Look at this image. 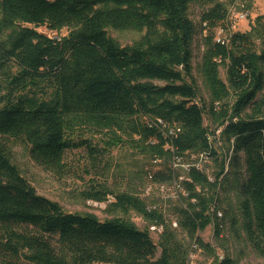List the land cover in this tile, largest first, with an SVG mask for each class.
Listing matches in <instances>:
<instances>
[{
    "label": "trees",
    "instance_id": "16d2710c",
    "mask_svg": "<svg viewBox=\"0 0 264 264\" xmlns=\"http://www.w3.org/2000/svg\"><path fill=\"white\" fill-rule=\"evenodd\" d=\"M237 1L0 0V69L7 63L19 69L0 95V264H189V248L160 209H149L133 195L100 190L90 199L109 202L113 195L110 211H134L148 229L119 218L67 213L39 196L14 162L11 143L24 142L38 165L61 172L66 152L87 143H76L74 131L92 125L122 133L129 123L155 159L168 163L154 174L155 181L178 180L174 154L211 152L215 158L214 182L195 168L180 182L187 196H181L185 207L176 210L178 227L198 248L210 250L198 235L209 226L217 237L222 233L220 193L231 191L230 178L237 177L240 227L264 260V16L256 18L251 33L230 30L227 4ZM193 3L203 8L207 33L201 75L211 98L208 111L192 75ZM245 9L250 12L249 5ZM43 26L71 32L55 40L36 30ZM221 26L229 35L218 42L215 30ZM109 28L146 34L122 47L109 37ZM206 112L230 144L226 174L225 160L211 151ZM157 119L178 126L180 133L165 137L152 125ZM241 156L245 180L237 170ZM161 223L165 230L156 243L150 225Z\"/></svg>",
    "mask_w": 264,
    "mask_h": 264
},
{
    "label": "rangeland",
    "instance_id": "374dc122",
    "mask_svg": "<svg viewBox=\"0 0 264 264\" xmlns=\"http://www.w3.org/2000/svg\"><path fill=\"white\" fill-rule=\"evenodd\" d=\"M248 5L250 12L243 11ZM227 7L229 15L226 26L234 32L251 33L256 18L264 16V0H250L249 4L246 0H238L235 4H227ZM202 10V6L197 3L191 4L189 9V18L196 28L192 45V75L199 89L200 100L208 111L211 98L201 75L202 57L205 51L204 38L207 34L201 24ZM21 27L35 28L24 24ZM223 28L221 26L215 30L217 39L228 38L229 33ZM36 30L55 40L64 38L71 32L69 28L52 31L46 26ZM107 32L109 37L122 47L133 45L146 34L145 31H119L112 28L107 29ZM4 39L5 36L2 40ZM18 72V67L12 63H7L0 69V95L3 94L9 78L17 75ZM221 78L227 82L224 69H221ZM261 96L262 94L259 98ZM3 106L0 104V107ZM205 125L211 133L217 130L208 112L205 114ZM123 129L122 133H113L97 126L87 125L74 131L72 139L76 143L83 141L87 143L85 146L72 148L66 152L65 166L61 172L49 171L38 165L31 158L30 147L24 142L11 143L14 162L39 196L58 203L67 213L92 214L101 221L119 218L131 222L140 230L148 229L149 224L134 211L126 215L122 212L110 211L109 203L114 200L113 195L108 196L109 202L102 203L89 197L95 192L106 190L118 195H133L144 202L149 209H160L166 220L178 223L176 210L185 207L181 196L186 197L180 182L186 178L185 168L192 164L191 157H185L182 166H174L171 163L178 180L155 181L154 174L164 171L168 163L155 159V155L150 151V145L140 142V137L133 135L130 123ZM229 149L230 144L223 141L221 147L215 149L218 158L221 161L225 160L228 168L232 155ZM203 166V173L215 180L219 171L215 158H210ZM237 170L239 180H245L246 166L243 156L239 160ZM236 178L235 176L230 178L231 191L220 193L219 211L223 213L221 220L223 230L220 236H216L214 225L198 234L203 242L210 246V250L200 247L194 249L195 243L188 234L179 227H174L177 229L179 241L189 248L192 256L191 264H221L224 259L232 260L233 264H264V260L252 250L240 227L243 220L242 196L237 189ZM205 192L208 194L207 190ZM151 235L158 243L159 235L152 232ZM220 257H223V260Z\"/></svg>",
    "mask_w": 264,
    "mask_h": 264
},
{
    "label": "built area",
    "instance_id": "2783aa9c",
    "mask_svg": "<svg viewBox=\"0 0 264 264\" xmlns=\"http://www.w3.org/2000/svg\"><path fill=\"white\" fill-rule=\"evenodd\" d=\"M221 40L222 39H218V42H221ZM152 125L161 128L162 134L167 138L176 137L181 131V129L178 126H176V125L169 126L167 123H165L161 119H157V121L153 122ZM222 131H223V129L219 128L210 134L209 140L212 142L211 151H213L212 149H216L218 146L221 147V145H222ZM166 149L167 150L171 149L173 154L175 153V149L172 145H167ZM185 157H191V161H192V164H190L189 166H187L185 168L186 171H189L191 168H195L201 172H203V170H204L203 164L207 163L210 160V158H213V156L211 155V152H202L200 154L187 153ZM185 157H179V156H176L174 154L173 165L174 166H177V165L182 166ZM228 170H229L228 164H226L225 174L228 172ZM209 180L211 182L215 181L212 178H209ZM163 189H164V187H163ZM186 196H187V193H186ZM217 214H218V218L222 220L223 219V213L221 211H218ZM167 222L171 223L173 225V227H176V228L178 227L177 222H170L168 220H167ZM164 230H165V224H163V223L150 225V232L158 234L159 236H160V234H162L164 232ZM197 248H198V246L195 245L194 249H197ZM220 259L223 260V257H220ZM191 261H192V256L190 253L189 264H191Z\"/></svg>",
    "mask_w": 264,
    "mask_h": 264
}]
</instances>
